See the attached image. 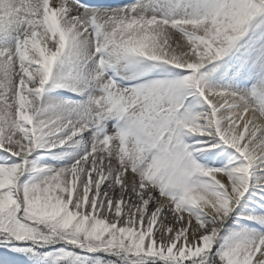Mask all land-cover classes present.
<instances>
[{"label": "snow or ice", "instance_id": "1", "mask_svg": "<svg viewBox=\"0 0 264 264\" xmlns=\"http://www.w3.org/2000/svg\"><path fill=\"white\" fill-rule=\"evenodd\" d=\"M262 26L264 0H0V264H264V203L221 235L264 192Z\"/></svg>", "mask_w": 264, "mask_h": 264}, {"label": "rangeland", "instance_id": "2", "mask_svg": "<svg viewBox=\"0 0 264 264\" xmlns=\"http://www.w3.org/2000/svg\"><path fill=\"white\" fill-rule=\"evenodd\" d=\"M262 28H264V26H262ZM258 29H260V28H258ZM251 36H252V33H250L249 37H246L245 40L247 38L250 39ZM244 42L245 41H241L242 44ZM228 58H231V57H228ZM232 61L230 59L228 61V64L223 63L224 65L221 64V67L225 68V66L227 65L229 68H231V62ZM222 68H217L216 69V72L213 74V78L214 77L217 78L219 76V73L221 71H224ZM225 70H226V68H225ZM53 93L54 92H52V94ZM53 97L55 99H60L56 95L53 96ZM197 111H198V109H197ZM187 143L193 145L194 148H203L204 149V151H202V152H197L195 154L194 158L197 160L198 163H201L202 165H204L206 167H222L223 165H226V163L228 161L231 160V158H230L231 156L229 155L231 153V151L229 149L226 150V146L222 145V143L220 144V147H217L213 151H209V149L212 148L211 145L214 144V143H218V140L214 141L211 138H208L206 143H204V144H196L195 143V139L189 138ZM76 151H77V148L66 146L64 149L57 150L56 152H54L52 154H49V155H46L42 159L37 160V163L39 165L48 166V167H51V168L64 167L67 164H69L81 150L79 152H76ZM39 155H40L39 153L36 154L37 157ZM224 157H228L229 160L228 159H224ZM222 159H223V164H221V160ZM255 179L256 178L254 177L253 187L250 188L249 193L246 194V197L242 201V203L245 200L248 203H250V204L264 203V199L262 198L264 196V192H261L259 189H257L255 187ZM253 193H254V195H253ZM253 200H254V202L252 203ZM243 210H244V207H243ZM241 211H242V207H240V208L238 207L236 209V211L233 213L232 217L229 218V221H228L227 224H229L230 226L226 227L227 224L225 225V232L221 234L222 236L226 235L228 232L238 228V226L247 223L245 221H242L240 218L242 216L248 214L250 209L248 211L244 210L245 213H243V214H241ZM41 251H46V250L42 249ZM110 259H115V257H112ZM117 264H119V262H117Z\"/></svg>", "mask_w": 264, "mask_h": 264}, {"label": "bare ground", "instance_id": "3", "mask_svg": "<svg viewBox=\"0 0 264 264\" xmlns=\"http://www.w3.org/2000/svg\"><path fill=\"white\" fill-rule=\"evenodd\" d=\"M135 2V1H134ZM224 63V61H222V64ZM222 68V67H220ZM226 68V70H225ZM225 68H222L224 71H221L219 73V76L215 79H213V82L214 83H217V84H220L222 86H225V87H231V86H235V87H239L240 85L238 83H236L234 80H233V75H234V69L232 67V64H231V68L232 70H227L228 66L226 65ZM227 71V72H226ZM126 75H128L129 77H131L132 75H134L135 73L132 72V71H129L127 73H125ZM56 90H52L51 92H55ZM49 92V93H51ZM48 95V94H47ZM49 97H51L53 100H58V99H55L54 97H52L51 95H48ZM199 111V109H198ZM216 148H210L209 151H213L215 150ZM81 149L77 148V151L76 152H79ZM230 150V149H229ZM232 151V150H230ZM232 159V157H230ZM229 160V159H228ZM227 160V161H228ZM229 163V161L226 163V165ZM224 166V165H223ZM254 195V193H253ZM261 197V196H260ZM264 199V196L262 197ZM243 201V200H242ZM241 201V207L243 208L244 207V210L248 211L249 208L247 205H249L250 203H248L246 200L242 203ZM254 202V200L252 201V203ZM247 206V207H246ZM240 208V207H239ZM243 211H241V214L245 213ZM235 223V222H234Z\"/></svg>", "mask_w": 264, "mask_h": 264}]
</instances>
